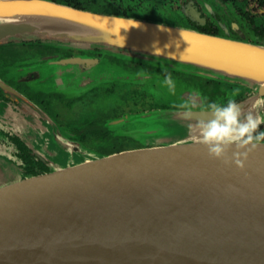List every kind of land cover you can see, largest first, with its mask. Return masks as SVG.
<instances>
[{
    "label": "water",
    "instance_id": "obj_1",
    "mask_svg": "<svg viewBox=\"0 0 264 264\" xmlns=\"http://www.w3.org/2000/svg\"><path fill=\"white\" fill-rule=\"evenodd\" d=\"M188 11L202 23L198 9ZM221 27L225 36L52 0H0V44L97 49L243 84L250 91L236 102L253 110L264 99V42L231 38ZM98 61L76 55L56 63L86 68ZM0 88L18 98L2 80ZM253 111L264 116V107ZM147 112L105 124L127 125ZM173 117L184 119L182 111ZM208 118L206 108L192 109L185 121ZM132 128L123 134L142 135ZM68 146L80 153L78 143ZM3 161L17 166L0 158V179L7 174ZM145 245L211 264H264V142L243 169L210 158L193 138L82 154L69 165L18 178L9 173L0 182V264H148L137 263Z\"/></svg>",
    "mask_w": 264,
    "mask_h": 264
},
{
    "label": "rangeland",
    "instance_id": "obj_2",
    "mask_svg": "<svg viewBox=\"0 0 264 264\" xmlns=\"http://www.w3.org/2000/svg\"><path fill=\"white\" fill-rule=\"evenodd\" d=\"M82 1L84 4L90 5V8L94 9V11L98 9L99 12H103L108 7L107 0ZM200 1L128 0L126 3L134 4L133 8H128V11L136 14L139 18L192 29V27L186 24L187 21L191 25H196L197 23L192 21L188 14V10L194 6H190L188 9V5L194 2L196 5L194 8L199 10L200 6H202ZM203 4L209 13L207 16L210 17L212 6L205 0ZM205 8L203 7V9ZM203 9H201V12H203ZM162 11L164 13L170 12L175 16H170L168 18L170 20L167 22L161 16ZM24 42H9L3 44V46L0 44V80L19 93L17 100H15L17 101L15 106L22 112V118H25L27 123L25 126L28 128L25 130L24 127L17 125L16 121L10 123L9 119L15 116H10L8 110L6 111L5 108L0 109V127L7 131L13 130L20 133L23 139L38 153V156L44 160L43 171L54 170L60 166L69 165V163L80 159L82 154L84 156L94 155L91 152V148L87 147L84 149L79 144L77 137L78 134L84 133L85 130H88L87 128H92L94 125L69 124L66 125L67 127L60 125L56 121L57 113L65 111V108L68 109L67 114H69V117L73 118L78 116L80 112L79 108L83 107V112L87 118L91 119L95 116L100 121H96V123L100 126H105L106 124L102 122L110 124L122 117L131 120L133 115L146 112L149 109V106H151L148 101L149 99L146 96L141 97L138 93H134L137 89H140L142 94H146L147 86L154 88L148 94L150 92L158 94L160 95V100L172 104L171 110L167 111L166 114L161 110L156 114L157 109L152 108L146 114H142L141 119L127 123L128 127L132 128L134 126L132 129H137L142 135L132 139L129 135H120L119 138L110 139L108 143L101 142L100 145L107 147V150L102 151L104 153L122 147L127 148L137 142L143 144L151 142L171 143L197 138V134L189 128V125H191L189 120L185 121L186 119L173 117L174 114H179L182 111L179 108L182 102L195 96L198 106L194 109H200L206 108L210 102L221 104L220 98H218V94L216 93V90L219 88L227 89L224 91L223 96L240 91L242 87L243 91H245L244 95L250 91L243 84L240 85L239 83H229L226 81H219L218 83L214 81L206 82L204 79L206 77L193 73L189 74V72L181 70L179 72L185 74H176L175 72H170V68L159 66V64H152L147 60H136L134 59L135 57L130 58L127 55L114 56L109 53L107 57H104L106 59L104 61L103 56L107 53L101 54V56H97L99 59L97 64L90 67L86 66V68H78L75 65H61L57 64L55 59H53L54 57L63 55V52H61L63 50H59L61 48L60 45L43 43L37 40ZM37 42H40L41 45H38ZM46 47H50L49 50ZM44 48L49 53L53 52L52 55L42 54L41 50ZM2 52L6 53L3 54ZM88 53L83 52L81 56L93 57ZM8 56L14 61L8 59ZM168 74H171L175 81V93L172 94L169 91L163 90L161 94L162 87L167 89L163 81ZM143 81L146 83L139 84V82ZM229 84H234L235 91L231 92L232 90L228 89ZM237 86L241 87L236 89ZM4 91L10 92L3 89ZM133 94H136V102L131 98ZM81 100L83 102H80ZM125 103L128 104L126 105ZM60 106H64L65 108L62 110L59 108ZM129 107L130 109H128ZM34 108L36 109L35 111L33 110ZM76 109H78V112H76ZM34 117L43 118L42 125L37 124L33 126L34 121H31V119ZM121 124L117 125V128L121 129V126H125V124ZM118 132H124V130L118 131L116 129V133ZM122 138L130 139V141H125ZM114 141L115 143L113 144ZM73 142L78 143L80 153L72 151L69 148L68 144L72 145ZM9 150V147L0 143V158L9 160ZM11 162L15 164L14 161ZM4 165L7 164L3 161L1 168H4L7 174L0 179V182L6 181L9 173H11L12 177L18 178L24 172L20 167L14 168L13 165Z\"/></svg>",
    "mask_w": 264,
    "mask_h": 264
},
{
    "label": "flooded vegetation",
    "instance_id": "obj_3",
    "mask_svg": "<svg viewBox=\"0 0 264 264\" xmlns=\"http://www.w3.org/2000/svg\"><path fill=\"white\" fill-rule=\"evenodd\" d=\"M125 0L124 2H121L119 0L116 1V5L118 7H132L134 4H129L126 3ZM207 2L210 3V6H212V14H210L208 17L207 15L209 14L207 12V9L205 8V5L203 4L204 0H201V4L202 6H200V15L201 18L203 19L202 23L200 24V22H198L196 25H191L189 23V21H187L186 24H188L190 27H192V29H201V30H207L212 32L213 34L216 35H226L224 29H222L221 26H225L227 29V36L231 37V38H236V39H244L247 41H258L260 40H264V0H205ZM80 4L79 9H82L80 7H86V8H90V5H86L83 3L82 0H76V3ZM198 2V0H197ZM196 2V3H197ZM107 4V3H106ZM108 3V7L107 10H111L110 8L112 7L113 4ZM194 2L192 4L188 5V9L190 6H194L196 7V5L194 4ZM127 5V6H126ZM172 5V4H171ZM199 5V4H198ZM75 7V6H73ZM203 7L205 9H203ZM201 9H203V12H201ZM101 11V10H100ZM161 16L163 17V20H166L167 22H169L168 19L170 16H175L173 14L169 13H164L162 11ZM261 41V43H262ZM30 43V42H29ZM31 44V43H30ZM43 45V44H42ZM3 46V44L1 45ZM47 48V47H46ZM46 48H44L42 51V54L45 55H52L53 52L49 53ZM50 47H48L47 49L49 50ZM59 50H63L61 52H63L62 56H58V57H54L53 59H55V61L60 60V58L62 57H72V56H76L79 55L81 56V52L75 49H64L63 47L59 48ZM3 54L6 52H2ZM57 53V52H55ZM22 56V55H20ZM53 57V56H52ZM95 57V56H93ZM8 59L14 61L10 56L7 57ZM19 59V58H18ZM19 61H24V60H19ZM0 76H1V72H0ZM1 78V77H0ZM145 82V81H144ZM146 83V82H145ZM139 84H143V82H139ZM147 85V84H146ZM238 87H236L237 89ZM228 89H231L233 91H235V86L234 84L232 86H228ZM0 93H2V89L0 88ZM150 90H154V88H150L149 86H147L146 91H150ZM163 90L168 91L166 88H161L160 93L162 94ZM227 89L225 88H219L216 90V93L218 94V98H221L224 94V91H226ZM237 92V91H235ZM134 93H138L140 96L143 97H147L149 100V103L151 102V98L149 96L142 94V91L140 89H137L134 91ZM138 96V95H137ZM136 94H133V96L131 95V98L134 99V102H136ZM7 102L2 108H5V110H8V113L10 114V116H15L14 118L9 119L10 123H14V121H16L17 125H20L21 127H24L25 130L26 128H28L27 126H25L26 120L25 118H22L23 115L19 112V110L16 108V104H17V100L16 98H6ZM220 101V99H219ZM80 102H83V100H81ZM130 103V102H129ZM126 105L128 103H125ZM133 104V103H132ZM125 105V106H126ZM1 108V109H2ZM60 109H64V106H60ZM66 110L61 111L57 113V117H56V121L62 125L67 127L66 125H83V124H92L95 127H103L100 126L98 123H96V121H99L98 118H96L95 116H93V118L89 119L86 117V115L83 112V107L79 108L80 112L78 113V116L70 118L69 114H67V108H65ZM72 109V108H71ZM130 109V107L128 108ZM34 111L36 109H33ZM167 111V110H171L169 108L167 109H157L156 111ZM148 111V110H147ZM76 112H78V109H76ZM43 118L41 117H34L31 119V121H34L33 126L39 124L42 125V121ZM69 122V123H68ZM100 122V121H99ZM68 123V124H67ZM105 123V122H102ZM121 131V130H119ZM6 135H4V134ZM86 134V132H84ZM116 133V132H115ZM75 134V133H74ZM83 134V133H81ZM81 134H78L77 136L80 137ZM88 134V133H87ZM117 135H122V136H126L124 134H120V133H116ZM16 136L19 140H15V141H11L9 138ZM84 139L86 140V142L91 143L92 139L94 138L92 135H83ZM0 137H4L5 138V142L0 138V143L6 147H9V154L10 156L8 157L10 161H14L17 162L19 159V165L21 164V158L19 157V155L17 154V149H16V145L18 142L23 143L27 149H29V152L32 153L36 158H38L40 161H42L40 159V156H38V153H36L34 151V148L31 147L24 139L23 137L20 135V133L18 131H7L6 129H3L2 127H0ZM93 137V138H92ZM92 138V139H91ZM107 141L110 142V139L108 138ZM115 143V141L113 142ZM44 162V161H42Z\"/></svg>",
    "mask_w": 264,
    "mask_h": 264
},
{
    "label": "clouds",
    "instance_id": "obj_4",
    "mask_svg": "<svg viewBox=\"0 0 264 264\" xmlns=\"http://www.w3.org/2000/svg\"><path fill=\"white\" fill-rule=\"evenodd\" d=\"M163 83L170 93H175L176 84L171 74L165 76ZM236 94L233 93V96ZM197 106L195 96L182 102L179 108L183 118L191 119L192 109ZM261 107H264V99H257L252 105L253 110ZM253 110L245 112L235 99H228L226 104L210 102L206 107L210 118L201 119L195 125H189V128L207 147L210 158L220 160L225 165L234 163L243 169L248 154L264 142V131H258V126L264 123V116ZM233 146L235 150L229 155Z\"/></svg>",
    "mask_w": 264,
    "mask_h": 264
},
{
    "label": "trees",
    "instance_id": "obj_5",
    "mask_svg": "<svg viewBox=\"0 0 264 264\" xmlns=\"http://www.w3.org/2000/svg\"><path fill=\"white\" fill-rule=\"evenodd\" d=\"M52 1H55V2H58V3H63V4H66V5H69V6H75V7H79L80 4L79 2L76 3V0H52ZM108 3H111L113 4L112 7L110 8L111 10H106V11H103L105 13H108V14H115V15H121V16H126V17H136V18H139L137 17L136 14H132L131 12L128 11V8L129 7H118L115 3L117 0H107ZM121 2H124L125 0H119ZM115 2V3H113ZM110 4V5H111ZM127 6V5H126ZM82 9H87V10H94L92 8H86V7H80ZM95 11H99L98 9H95ZM198 31H201V32H204V33H209V34H213L212 32L210 31H205V30H201V29H197ZM262 40H258V41H252V42H257V43H261ZM33 42V41H32ZM264 42V40L262 41ZM21 43H25V42H21ZM31 43V42H30ZM38 45L41 43L40 42H37ZM32 44V43H31ZM58 45V44H57ZM61 46V45H60ZM63 47V46H61ZM64 48V47H63ZM65 49H69L67 47H65ZM80 51L81 53L85 52V53H88L92 56H101V53L97 50V49H94V50H78ZM89 55V56H90ZM108 54H106L105 56H103V60L105 61L106 59L104 57H107ZM115 56V55H114ZM172 70V69H171ZM170 72H175L176 74H185V73H181L179 72L178 70H172ZM191 74V73H189ZM206 82H216L218 83L219 81H216V80H213V79H210V78H204ZM144 82V81H143ZM145 84V82L143 83ZM230 86H232V84H229ZM237 87H241V86H237ZM1 91V90H0ZM244 92L243 91V87L241 88L240 91H237V92H233V93H237L235 96H233V93H230V94H225L223 97L220 98V102L221 104H226L227 100L228 99H235L236 101L240 100L243 98L244 95ZM149 91H146V94L147 96H149L151 98V102L149 103L151 106H149V109L148 110H151L152 108L154 109H171V103H167V102H164L162 100H160V95L158 94H154L153 92L150 94H148ZM144 94V95H146ZM6 100V97L4 96V94L0 93V98H3ZM143 97V96H141ZM123 128V129H122ZM128 126L125 125L124 127L121 126V129L115 127V128H109L107 125L103 126V127H92V128H87L88 130L85 133L81 134L80 137H78V142L82 145V147L84 149H86L87 147L88 148H91V152L96 155V154H101L102 151H105L107 150V147L105 146H102L100 145V143H105L107 141V139H113V138H119V135H117L115 132H116V129L119 131H123L125 129H127ZM92 135L93 139L91 141V143L89 142H86V140L83 138L84 136L83 135ZM4 134V133H3ZM123 134V132L121 133ZM5 135V134H4ZM6 136V135H5ZM127 136V135H126ZM2 140L5 142V138L4 137H1ZM129 138V137H128ZM132 139V137H130ZM11 141H15V140H19L16 136H13V137H10L9 138ZM124 139L125 141L128 140L130 141V139H126V138H122ZM134 142H137V141H134ZM90 144V145H89ZM114 144V143H113ZM16 149H17V154L19 155V157L21 158V164L22 165H19V159L17 162H15V164L17 165L16 167H20L24 172H22L23 175H33V174H36L38 172H46V171H43L44 169V163L42 161H40L38 158H36L32 153L29 152V149L26 148V146L23 144V143H20L18 142L17 145H16Z\"/></svg>",
    "mask_w": 264,
    "mask_h": 264
},
{
    "label": "bare ground",
    "instance_id": "obj_6",
    "mask_svg": "<svg viewBox=\"0 0 264 264\" xmlns=\"http://www.w3.org/2000/svg\"><path fill=\"white\" fill-rule=\"evenodd\" d=\"M5 93V92H4ZM137 263L148 264H211L209 262H199L196 260L176 256L175 254L157 249L150 245H145L138 257Z\"/></svg>",
    "mask_w": 264,
    "mask_h": 264
},
{
    "label": "crops",
    "instance_id": "obj_7",
    "mask_svg": "<svg viewBox=\"0 0 264 264\" xmlns=\"http://www.w3.org/2000/svg\"><path fill=\"white\" fill-rule=\"evenodd\" d=\"M2 94H4L3 92H2ZM6 103H9V102H7V100H5L4 99V97L3 98H0V109L6 104ZM35 109V108H34ZM20 112V111H19ZM21 114H22V112H20ZM25 129V128H24ZM27 129V128H26Z\"/></svg>",
    "mask_w": 264,
    "mask_h": 264
}]
</instances>
